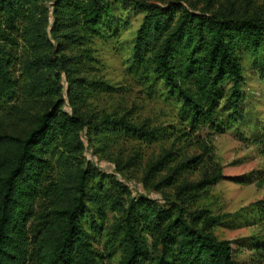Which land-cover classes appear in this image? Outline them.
Wrapping results in <instances>:
<instances>
[{
	"label": "trees",
	"instance_id": "1",
	"mask_svg": "<svg viewBox=\"0 0 264 264\" xmlns=\"http://www.w3.org/2000/svg\"><path fill=\"white\" fill-rule=\"evenodd\" d=\"M161 1L52 0L47 5L45 0H0V111L11 124L0 125V264H105L93 235L101 229L107 203L121 212L108 227L122 251L116 264H238L230 240L209 229L221 215L204 216L199 223L200 216L175 215L147 196L120 201L111 185L92 184L93 177L108 174L80 164L79 158L75 164L63 162L58 178L50 176L46 149L56 142L65 158H75L84 146L85 127L104 125L144 140L165 128H147L117 114L96 123L82 108L87 92L116 87L100 76H87L99 62L88 41L119 39L131 25V11L142 17L126 69L138 84L152 89L160 83L165 97L178 99L189 129L170 130L171 135L188 142L203 122L216 127L219 120L222 127L216 107L225 95L223 107L235 119L244 80L239 50L263 54L264 4L239 13L232 7L199 12L179 0ZM19 41L27 50L19 59L20 81L11 72ZM63 78L71 111L62 107ZM3 120L0 112V124H6ZM198 162L195 154L187 157L161 178L170 184L177 167L194 169ZM155 167L150 166L147 179L155 176ZM219 170L184 187L213 183ZM112 181L119 185L116 178ZM42 198L49 203L36 210L35 200Z\"/></svg>",
	"mask_w": 264,
	"mask_h": 264
},
{
	"label": "rangeland",
	"instance_id": "2",
	"mask_svg": "<svg viewBox=\"0 0 264 264\" xmlns=\"http://www.w3.org/2000/svg\"><path fill=\"white\" fill-rule=\"evenodd\" d=\"M45 1L49 5L52 0ZM179 1L184 7L199 12L232 7L239 13L241 10L262 9L264 4V0ZM141 17L140 12L131 11V25L117 40L93 38L88 41L87 44L93 48L92 54L97 56L99 62L95 63L94 71H89L87 76H100L116 87L110 92H87L82 108L85 115L96 123L108 114H117L126 115L129 120L147 128L162 125L165 128L155 132L152 139L144 140L122 131L113 133L104 125L85 127L81 131L84 146L75 158L70 155L65 158V151L56 142L46 149V156L52 164L50 176L58 178L63 162L75 164L76 158H79L80 164L96 166L108 174L93 177L92 184L101 185L103 182L111 185V190L120 201L147 196L154 199L158 206L172 209L175 215L181 213L189 219L193 215L200 216L199 223L204 216L221 215L220 221L209 226V229L217 237L230 240L235 261L238 264H264V49L261 51L263 54L256 56L239 50L243 55L244 80L235 119L229 117V108L223 107L225 95L216 107L217 115L224 122L222 127L218 128L219 120H215L216 127L203 122L194 129L188 142L181 136L177 140L170 130L189 129V123L182 117L178 99L165 97L166 88L160 83L152 89L138 84L126 69L133 31ZM49 19L52 21V15ZM24 48L19 41L16 50L18 61L11 67L12 74L19 81L22 80L19 59L27 53ZM66 82L63 78L65 101L62 107L71 111ZM229 86V82L222 86L226 94ZM0 112L3 122H6L0 125L11 126L7 115ZM194 154L200 161L194 169L177 167L172 183H164L162 176L169 173L171 168L173 170L178 161ZM152 165L156 166V174L147 179ZM217 167L221 175L215 182L198 189L184 187L185 182L201 179ZM114 178L119 185L114 184ZM48 200L42 198L39 202L36 199V210L45 207ZM99 201L100 206L104 205L103 199ZM175 204H179V209H174ZM93 205L90 204V208ZM120 214L117 207L107 203L105 216L99 223L101 229L93 235L94 246L103 254L105 264H116L122 254L117 242L112 241L108 228ZM90 215V212L86 215V222L90 221ZM144 235L147 243L151 242L148 231Z\"/></svg>",
	"mask_w": 264,
	"mask_h": 264
}]
</instances>
